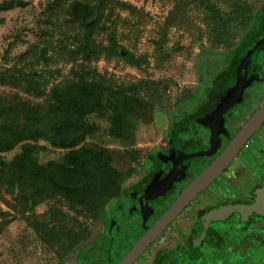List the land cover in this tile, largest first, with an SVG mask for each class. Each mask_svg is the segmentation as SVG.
I'll list each match as a JSON object with an SVG mask.
<instances>
[{"label": "rangeland", "instance_id": "1", "mask_svg": "<svg viewBox=\"0 0 264 264\" xmlns=\"http://www.w3.org/2000/svg\"><path fill=\"white\" fill-rule=\"evenodd\" d=\"M20 1L21 5L0 11V70L20 68L38 72L43 93L38 95L26 88L22 78L18 81L8 79L0 84V100L5 99L7 106L16 101L19 106L42 107L66 79L77 80L82 63L69 57L61 47L63 43L59 42L62 36L59 31L69 28L64 16L58 19L54 14L57 10L54 2L61 0ZM103 2V13L99 23L94 26L93 36L99 44L107 45L112 32L117 51L92 60L86 70H95L118 84L131 85L132 89L134 85L138 86L131 95L147 101V107L141 110L136 119L132 138L123 144L109 134L108 119L90 115L87 122L97 127L80 145L96 144L111 150L113 165L122 170L132 168V178L143 171L147 155L165 141L164 136L173 116L179 110L188 108V103L194 99L203 83L209 65L214 63L216 67L221 66L224 61L218 59L243 52L252 43L249 40L258 30L264 2L262 0L260 11L253 12L250 19H243L233 13L230 0H216L220 16L223 17L219 31H216L215 21L204 17L195 0ZM48 6H51L50 9ZM257 8L255 5V11ZM72 27L77 28L78 25L73 24ZM225 29V40L229 45H224L225 41L221 40L219 34ZM257 55L258 60L262 59L264 50ZM214 68L209 70L210 74L216 71ZM247 92L246 103L260 99L264 95V81L254 88H248ZM262 100L264 97L258 103L261 104ZM249 112H253L252 108ZM10 117L7 109L3 110L0 105V123L11 125ZM263 128L264 124L255 133L258 134ZM59 138L33 131L29 140L45 145L47 151L43 158L54 165L55 159L67 151L51 145V140ZM18 150L17 146L1 154L8 161ZM127 150L136 153V161L126 158ZM111 202L106 204L105 214L98 219L77 216L80 226H77V230L82 239L69 251L66 239L54 245L41 240L26 218L31 212L22 213L21 199L0 187V223L4 225L0 233V264H75L77 258L74 252L95 243L105 230ZM47 206L48 202L43 201L34 207L33 213L38 220H42ZM57 208L74 216L62 200L58 201ZM191 213L186 217H192ZM128 218L122 215L119 227L124 230L121 234L125 233L131 238L138 229ZM183 220L185 218L177 220L158 237L135 264H151L157 250L166 252L177 242L182 243L185 236ZM232 224L220 226L223 228V244L225 242L227 246L239 240L237 226ZM112 243L118 248L123 241L114 235Z\"/></svg>", "mask_w": 264, "mask_h": 264}, {"label": "trees", "instance_id": "2", "mask_svg": "<svg viewBox=\"0 0 264 264\" xmlns=\"http://www.w3.org/2000/svg\"><path fill=\"white\" fill-rule=\"evenodd\" d=\"M197 2L205 16L216 15V31H219L221 16L217 14L220 12L218 5L212 0ZM21 4L20 0H3L0 2V11ZM235 4L234 10L238 12L241 7L244 8L242 4ZM54 6L57 8L54 12L56 18L64 16L69 26L59 31L62 35L59 38V42L63 43L61 47L69 57L81 60V71L76 81L66 79L56 88L42 107L19 106L16 101L7 106L5 99L0 100L3 110L7 109L11 115L9 122L12 125L0 123V187L21 199L22 213L31 212L26 218L41 240L54 245L66 239L70 251L82 239L77 230V216L98 219L105 214L106 204L118 199L122 184L133 170H122L113 165V154L105 147L96 144L80 145L97 127L86 119L90 115L108 119L109 134L123 144L132 138L136 119L141 110L147 107V101L131 95L138 86L134 85L131 92L122 91L118 88L122 84L97 74L94 69L93 72L86 70L92 60L117 51L112 32L107 45L99 44L93 36L94 26L99 23L103 13V0H61L54 2ZM73 24L78 27L73 28ZM219 34L221 40L225 41L224 45H229L225 40L227 30ZM262 47L264 41H256L251 49H246L247 55L237 67V72H241L250 55L256 54ZM213 67V70H231L225 64L216 67L214 63L209 65V70ZM38 74L34 70L20 68L0 70V84L6 83L8 79L18 81L22 78L25 87L39 95L43 90ZM33 131L61 137L50 141L52 146L67 150L55 159L54 165L43 158L47 147L29 140ZM17 146L18 152L6 161L1 153L9 152ZM126 158L136 161L137 155L127 150ZM61 200L74 216L57 208ZM43 201H47L48 206L42 220H38L33 210ZM109 212L106 231L90 248H80L74 252L77 258L75 264H110L112 261V211ZM3 227L0 223V233ZM117 238L123 243L116 248V260L121 250L130 243V236L126 234L118 235ZM223 240L224 235L220 234L219 239L212 242L208 240L203 249L193 254L180 248L172 249L167 254L160 252L157 260L162 264H264V236L245 232L230 246L225 242L223 244ZM91 251L98 252L97 259L89 258L87 261L83 256Z\"/></svg>", "mask_w": 264, "mask_h": 264}, {"label": "flooded vegetation", "instance_id": "3", "mask_svg": "<svg viewBox=\"0 0 264 264\" xmlns=\"http://www.w3.org/2000/svg\"><path fill=\"white\" fill-rule=\"evenodd\" d=\"M195 1L198 5L197 0ZM212 1L216 3V0ZM235 3L244 5V8L241 7L240 12L234 10L233 4ZM261 4L262 0H230L233 13L243 19H250L253 12L260 11ZM255 5L258 6L256 11ZM199 10L204 15L200 8ZM217 14L221 15L220 12ZM260 15L261 22L258 30L249 40L252 43L248 44L246 49H251L256 41H264V7ZM204 17L216 23V15H204ZM222 20L223 17L220 22ZM246 49L238 54L218 59L223 60L225 66L231 67V70L220 68L213 74H210L209 69L207 70L203 83L199 86L194 99L188 103V108L179 110L173 116L164 136L165 141L157 150L147 155L140 175L130 177L125 182L121 195L112 201L109 208V211H112V239L114 235L116 238L118 235H125V233L121 234L124 230L119 227L122 215L130 217L128 221H133V227L136 226L138 230L130 238L129 246L121 250L117 260L116 245L112 243L110 264H115L130 245L171 205L180 192L219 155L240 126L260 105L259 101L264 95L253 103L245 101L248 97V88H254L264 81V56L260 60L257 58V54L263 51L264 47L260 48L256 54H251L241 72H237V67L247 55ZM238 90L241 91L239 95ZM233 92L238 95L236 102L224 112L221 118L213 119L212 114L217 105ZM250 108L253 110L251 113ZM263 186L264 128L249 138L228 166L200 191L158 236H162L177 220L185 218L183 220V229H185L183 242H177L166 252L157 250L151 264H162L157 260L160 252L167 254L172 249L180 248L193 254L203 249V245L208 240L212 242L219 239L220 234H223V228L220 226L228 223L237 226L239 235L252 232L258 236H264V211H252L245 215L232 211L221 219H210L208 222L204 219L210 212L230 205H257L264 210V197L257 194V190ZM189 212H192V217H186ZM106 224L103 232L107 229ZM133 236L136 237L133 238ZM157 238L138 259L145 254ZM97 256V251H91L83 258L89 261V258L96 260ZM90 263L92 264V262L87 264Z\"/></svg>", "mask_w": 264, "mask_h": 264}, {"label": "water", "instance_id": "4", "mask_svg": "<svg viewBox=\"0 0 264 264\" xmlns=\"http://www.w3.org/2000/svg\"><path fill=\"white\" fill-rule=\"evenodd\" d=\"M239 79V78H238ZM119 90L130 91L131 85H119ZM241 93L238 90V95ZM238 95L233 92L228 94L215 108L212 118H221L224 112L237 100ZM264 124V101L240 126L233 137L225 145L219 155L176 197L171 205L130 245L128 250L115 264H133L148 246L166 229L173 219L183 211L194 197L222 172L232 161L235 155L244 147L249 138ZM257 194L264 197V186L257 190ZM263 204V201H261ZM264 211L257 205H230L220 210L212 211L204 219H221L232 211L241 212L243 215L252 211Z\"/></svg>", "mask_w": 264, "mask_h": 264}]
</instances>
